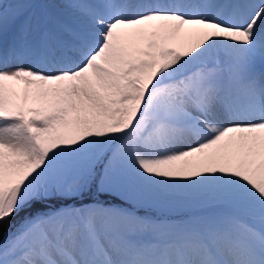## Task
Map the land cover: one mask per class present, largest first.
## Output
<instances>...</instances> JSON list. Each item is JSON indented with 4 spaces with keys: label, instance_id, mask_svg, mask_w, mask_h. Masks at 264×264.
Instances as JSON below:
<instances>
[{
    "label": "snow or ice",
    "instance_id": "1",
    "mask_svg": "<svg viewBox=\"0 0 264 264\" xmlns=\"http://www.w3.org/2000/svg\"><path fill=\"white\" fill-rule=\"evenodd\" d=\"M0 264H264V0H0Z\"/></svg>",
    "mask_w": 264,
    "mask_h": 264
},
{
    "label": "rangeland",
    "instance_id": "2",
    "mask_svg": "<svg viewBox=\"0 0 264 264\" xmlns=\"http://www.w3.org/2000/svg\"><path fill=\"white\" fill-rule=\"evenodd\" d=\"M170 215L173 217V218H182L184 213L183 212H173V213H170Z\"/></svg>",
    "mask_w": 264,
    "mask_h": 264
},
{
    "label": "trees",
    "instance_id": "3",
    "mask_svg": "<svg viewBox=\"0 0 264 264\" xmlns=\"http://www.w3.org/2000/svg\"><path fill=\"white\" fill-rule=\"evenodd\" d=\"M21 215L23 216L24 214L22 213Z\"/></svg>",
    "mask_w": 264,
    "mask_h": 264
}]
</instances>
